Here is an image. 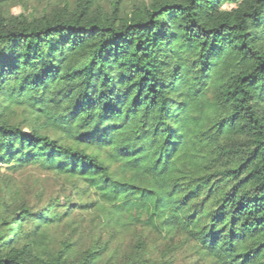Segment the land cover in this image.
Listing matches in <instances>:
<instances>
[{
    "label": "trees",
    "instance_id": "trees-1",
    "mask_svg": "<svg viewBox=\"0 0 264 264\" xmlns=\"http://www.w3.org/2000/svg\"><path fill=\"white\" fill-rule=\"evenodd\" d=\"M10 1L0 264H172L141 237L122 260L103 240L136 228L186 236L192 264H264V0H76L39 17ZM28 169L62 196L32 205L14 178ZM92 209L103 227L85 250L44 247Z\"/></svg>",
    "mask_w": 264,
    "mask_h": 264
},
{
    "label": "rangeland",
    "instance_id": "rangeland-1",
    "mask_svg": "<svg viewBox=\"0 0 264 264\" xmlns=\"http://www.w3.org/2000/svg\"><path fill=\"white\" fill-rule=\"evenodd\" d=\"M76 0H11L3 8L6 14L27 16H43L51 13L57 8L72 7ZM111 0H99V3L108 8ZM141 0H124V9L129 11ZM147 1V0H146ZM231 9L232 5L225 6ZM10 175L6 169L0 171V187L3 174ZM16 182L21 187L20 195L26 198L32 205L44 203L50 199L62 196L63 190L58 183L50 177L43 175L37 169H28L14 175ZM44 194L41 195L42 193ZM2 197V195L0 194ZM86 199H84L85 201ZM79 203L81 200H74ZM83 202V201H82ZM99 214L95 209L83 213L79 211L64 220L61 224L53 227L47 232L44 247L49 251H57L61 248V243L72 239L77 244L76 250H85L90 242L96 239L100 234L103 224L99 220ZM103 240L110 238L112 249L120 250L118 259H123L128 255L132 248L137 244V240L141 237L147 245V254L153 261H161L163 259L170 260L172 264H192L194 257L193 246L188 244L186 236L178 235L174 238L167 237L165 234L154 232L143 228L134 230H120L116 236L110 235L104 231Z\"/></svg>",
    "mask_w": 264,
    "mask_h": 264
}]
</instances>
